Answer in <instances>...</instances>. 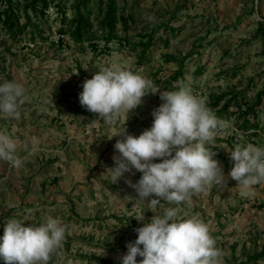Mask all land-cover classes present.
I'll list each match as a JSON object with an SVG mask.
<instances>
[{"label":"rangeland","instance_id":"rangeland-1","mask_svg":"<svg viewBox=\"0 0 264 264\" xmlns=\"http://www.w3.org/2000/svg\"><path fill=\"white\" fill-rule=\"evenodd\" d=\"M32 1L13 0L15 17L27 26L23 33L0 32V83L15 80L25 90L20 119L0 116V132L17 141L23 158L20 169L0 161V237L10 218L27 225L52 216L66 226V236L49 264H120L137 238L134 229L143 226L137 219L162 215L163 208L138 200L126 183L142 173L133 169L118 181L106 174L114 167V145L124 138L115 135L126 128L138 137L150 128L163 103L159 91L178 90L183 82L210 109L224 97L211 110L229 126L207 145L227 183L192 193L178 206L180 215L204 221L221 264H264V183L241 195L228 176L234 145L264 148V32L254 0L244 7L234 0H112L119 39L109 43L101 22L110 0H46L47 9L41 1L37 10ZM85 7L93 39L75 43L60 30ZM110 64L138 72L151 86L138 108L109 125L81 106L79 93L98 66Z\"/></svg>","mask_w":264,"mask_h":264},{"label":"clouds","instance_id":"clouds-1","mask_svg":"<svg viewBox=\"0 0 264 264\" xmlns=\"http://www.w3.org/2000/svg\"><path fill=\"white\" fill-rule=\"evenodd\" d=\"M150 86L151 81L138 72L115 64L98 66V72L84 80L79 101L110 125L121 114L138 108ZM177 88L159 91L163 103L153 110L150 128L138 137L128 134L126 128L115 135L124 138L116 141L114 167L107 168L106 174L118 181L133 169L142 173L137 182L128 179L126 183L136 191L138 200L150 208H163L162 215L137 219L143 226L134 229L137 238L127 243L120 264H221V252L208 226L198 215H180L178 206L194 192L227 183L223 167L214 159L216 153L207 145L214 142L217 130L227 128L229 123L217 117L205 98L194 94L191 87L178 82ZM24 95L21 83H0V116L20 119ZM97 122L95 119L90 124ZM37 143L33 137V146ZM228 155L233 165L228 176L237 182L241 195L264 183V148L236 144ZM157 159L161 162H155ZM0 161L15 169L23 166L17 141L6 132H0ZM65 236L66 226L59 218L48 216L39 224L27 225L26 221L10 218L0 237V258L5 264H49ZM137 257L142 259L138 261Z\"/></svg>","mask_w":264,"mask_h":264},{"label":"trees","instance_id":"trees-1","mask_svg":"<svg viewBox=\"0 0 264 264\" xmlns=\"http://www.w3.org/2000/svg\"><path fill=\"white\" fill-rule=\"evenodd\" d=\"M0 1L5 3V8L0 11V32L4 29L5 31L10 33H13L14 31H17L18 33H23L27 26L21 25L20 19L15 17L13 0H0ZM41 1L43 3L42 4L43 7L47 9L48 2L46 0H33L30 7H32L34 10H37L38 2ZM88 11L89 10H87L86 7L84 11H81L80 9H76L74 17L70 22V28L68 30L61 29L60 33L62 35L69 33L71 35L72 40L75 43H82L83 41H91L93 38L90 32L93 28V25L90 20V15ZM117 24H118V19L116 15V9L113 1L110 0V3H108L105 9L104 18L101 22V26L105 32L104 39L106 40L107 43L119 39L117 33ZM259 24L264 32V21H260ZM178 75L180 74H177V76L174 77L175 81L178 79ZM223 99L224 97H218L217 99H215L214 103L211 106V109L212 110L216 109L220 105ZM228 108L229 105L224 104L221 108L222 113H227ZM249 125L250 123L248 122L246 125L242 127V129H246V131L249 130L252 127ZM256 258L259 259V257Z\"/></svg>","mask_w":264,"mask_h":264},{"label":"crops","instance_id":"crops-1","mask_svg":"<svg viewBox=\"0 0 264 264\" xmlns=\"http://www.w3.org/2000/svg\"><path fill=\"white\" fill-rule=\"evenodd\" d=\"M248 1L249 0H234L233 3H236L239 5V6H245V5H249L248 4ZM252 6H254V12L256 14V10L258 11L259 13V16L262 17V19L264 20V0H258V3H257V7H256V0H254V2L252 3Z\"/></svg>","mask_w":264,"mask_h":264},{"label":"water","instance_id":"water-1","mask_svg":"<svg viewBox=\"0 0 264 264\" xmlns=\"http://www.w3.org/2000/svg\"><path fill=\"white\" fill-rule=\"evenodd\" d=\"M257 3H258V0H256V7H257ZM256 15L259 17V13L258 11L256 10ZM263 20V19H262ZM264 21V20H263Z\"/></svg>","mask_w":264,"mask_h":264}]
</instances>
